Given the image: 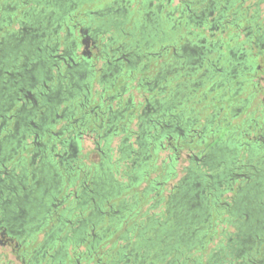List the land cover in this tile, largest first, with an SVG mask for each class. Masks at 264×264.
<instances>
[{
    "label": "flooded vegetation",
    "instance_id": "flooded-vegetation-1",
    "mask_svg": "<svg viewBox=\"0 0 264 264\" xmlns=\"http://www.w3.org/2000/svg\"><path fill=\"white\" fill-rule=\"evenodd\" d=\"M93 1L0 0V248L14 256L0 264H264V106L219 129L264 95V25L239 30L258 35L249 60L220 35L239 0ZM163 149L170 167L141 199L165 210L123 212L115 173L147 179ZM219 224L233 229L216 241Z\"/></svg>",
    "mask_w": 264,
    "mask_h": 264
},
{
    "label": "rangeland",
    "instance_id": "rangeland-1",
    "mask_svg": "<svg viewBox=\"0 0 264 264\" xmlns=\"http://www.w3.org/2000/svg\"><path fill=\"white\" fill-rule=\"evenodd\" d=\"M249 0H247L246 1V3H249L248 2ZM255 15L257 14V13H254ZM258 15V17H257V21H259V18L261 17H259V14H257ZM263 16H264V11H263ZM261 19V18H260ZM245 24V23H244ZM244 26V25H243ZM242 26V27H243ZM243 36V35H242ZM137 82H134L133 81V83H131L132 84V86H134L135 84H136ZM259 105H262V106H264V95L261 93V94H258L254 99H253V101L252 102H250V103H248V104H246L244 107H243V109H242V112H241V114H242V116H240L238 119H240V121L236 118L235 120H233V122H232V124H234V123H237V121L238 122H241V118L242 117H244L245 118V120H244V122H246V121H249V119H250V117L253 119V118H256L257 120H258V118H260L259 116H258V112H257V107L259 106ZM224 106V105H223ZM214 109V108H213ZM227 111V110H226ZM253 111H255V114H252V112ZM259 114H261L260 113V110H259ZM227 118H228V115H227ZM243 119V118H242ZM262 119H263V115L261 114V119L260 120H258V122L259 121H262ZM244 122H242V123H244ZM135 124H133V129H135ZM248 133L249 132V134L251 135V136H253V135H255L257 132L256 131H252L251 129L250 130H248V131H245L244 133ZM118 137L115 139V141H114V148H117V150H118V153L120 154L121 152L119 151V148H118V146H117V142H118ZM132 139H134V137L132 138ZM90 142V141H89ZM88 141H87V143H89ZM172 151V150H171ZM118 153H115V155H118ZM169 153H170V150H167V149H163V150H159L158 151V156H156V160L154 161V163H153V166H152V169L150 170V172H149V174H148V178H147V180H146V184H148L150 181H152V180H154V179H158L159 181H162L163 179H161V177L163 176V168H164V164H165V159L167 158L166 156H168L169 155ZM184 153H186V150L184 149L183 150V152L181 151V154H180V161L177 163V165H176V168H177V175L175 176V177H173L171 180H169L170 182H174V181H176V179H178V178H180L185 172H184V168L186 167V165H189V160H187V158L185 157L186 155H184ZM182 155V156H181ZM119 156V155H118ZM95 158H97V154H93V153H91V154H89V157L87 158L86 157V159H84L85 160V162H86V164H87V166H90V167H95V162H94V160L93 159H95ZM94 162V163H93ZM123 168V167H122ZM118 175H120V177H125V174H123V172L121 171V173L120 174H118ZM168 181V182H169ZM169 182V183H170ZM74 185L75 186H78L79 185V179H77V180H75V182H74ZM165 190H166V187H163V193H165ZM154 196V194H151V195H148V199H145L144 201H143V203L141 204V209H140V213L142 212V211H145V210H149L151 213H152V211H155V212H163L164 210H165V204L164 203H162L161 204V206H159V207H155V208H150L149 206H150V204H151V197H153ZM152 200H154V199H152ZM138 216V214H135V217L134 218H136ZM141 218H143V217H141ZM218 226V232H219V236L218 237H216V241H218V239L221 237V228L223 227V228H227V229H229V230H232L233 229V227H230L229 225H227V226H225V225H222L221 226V224H219V225H217ZM124 228H125V226H121L119 229H117V230H119V233L120 234H118V235H115L113 238H111V239H109L106 243H105V246H104V249H101V251H105V254H102L103 252H101V257L103 258V259H105L107 256H109L108 254H107V251H109V252H111V250H116L117 249V245L118 244H123V243H125L126 242V240H124L123 238H118L122 233H123V230H124ZM216 241H214L211 245H214L215 244V242ZM104 245V244H103ZM113 245H114V247H113ZM71 248L72 247H70V250H71ZM1 249V251H2V253L4 254V258L2 259V262H8L9 260H11V259H14V256H13V254H12V251H11V249L9 248V247H3V248H0ZM81 249L82 250H85L86 249V246L85 245H82L81 246ZM5 254H7L8 255V257H6L5 256ZM74 255V253H72L71 251L69 252V256L70 257H72ZM81 262H83V261H81ZM95 263V259L94 258H92L91 260H86V261H84L83 262V264H94ZM18 264H19V262H18ZM69 264H71V263H69Z\"/></svg>",
    "mask_w": 264,
    "mask_h": 264
},
{
    "label": "crops",
    "instance_id": "crops-1",
    "mask_svg": "<svg viewBox=\"0 0 264 264\" xmlns=\"http://www.w3.org/2000/svg\"><path fill=\"white\" fill-rule=\"evenodd\" d=\"M95 2H96V0H94L93 3H91V4H93L94 7H96L95 6V4H96ZM248 2L249 3H247V5H250V9H248V12L247 13H249L251 15L253 13L259 14V17L261 16L260 17L261 19L259 18V23L261 25H264V16H263L264 0H249ZM158 43H157L156 46H158V48H159L160 47V44H158ZM261 50L264 51V48H261ZM260 84H262V88H264V81L260 82ZM203 91H206V90L205 89H200L197 92L196 99L201 98V94H202ZM216 91L217 90H215L213 92L212 91L211 92H208V93H211V94H209V97H207L206 100H203L202 104H197V103L194 104L193 103L191 105L195 106L196 108H199V107L203 106L204 104L210 103L211 102L210 100H211L212 96L215 94ZM247 95H248V91L245 89L243 92H240L239 97L243 99V98L247 97ZM213 106H214V103H213V105L212 104L210 105V108L209 109H212ZM218 118H220V117L218 116ZM115 153H118L117 148H114L111 151V157H112L113 160H117V158H119L120 155H121V154L118 153V155H119L118 156V155H115ZM93 154H97V158H95L93 160L95 162V166L98 167V163L97 162H99L100 159H102V154L98 150H95V152H93ZM166 162L167 163H166V165H164V168H163V172L164 173H165V170H167L170 167L169 160L168 159L166 160ZM115 176H116V178L121 183H123L122 184L123 185L122 193L120 195L116 196L115 199H114V200H116V204L115 205L119 204L120 200L124 199L126 201L127 208H129V209H122V208L121 209L124 210L123 212H127L128 214L131 213L132 211H136V212L137 211L138 212L140 211V209L142 207L141 206V203H142V200H143V198L141 199L142 194H143V189L146 188L148 186V184H150L151 182H152V185H157V183L160 182L156 178V179L152 180L151 182H149L148 184H146V180H147L146 178L145 179H142V180L141 179H138L135 182V181H133L132 178L128 177L127 175H125V177H120V175H118V173H115ZM161 179H163V176L161 177ZM151 194H154V196L151 197V198H155V192L153 190H149L147 192V197H148V195H151ZM134 195H135V197H134ZM136 202H138V205L135 204ZM133 205H135V206L131 208V206H133ZM106 209H108V207H106ZM145 211H148V210H145ZM149 213H151V212H149ZM119 214L120 213H117V215H119ZM144 216L145 215H142L141 217H144ZM121 226H126V224H121L118 227V229ZM118 234H120L119 233V230L117 231L116 235H118Z\"/></svg>",
    "mask_w": 264,
    "mask_h": 264
},
{
    "label": "water",
    "instance_id": "water-1",
    "mask_svg": "<svg viewBox=\"0 0 264 264\" xmlns=\"http://www.w3.org/2000/svg\"><path fill=\"white\" fill-rule=\"evenodd\" d=\"M239 1L242 4L241 8H238L239 11L237 10L236 13L229 15L228 17L222 16V19H220V23L222 25V27L220 28V35H221V37H223L226 33H229L228 37L226 38V39H228L227 43L232 42V41H236L237 43L239 42L240 44H242L244 48H247L246 57H247V59L250 60V58L253 56V54H251V51L253 50V48H250L249 46L252 47V45L254 44V41H256L258 35L255 32L254 35H252V37H250V39H248V38H245V35L241 34L239 30L242 28L244 23H247V24L249 23L250 26H252L251 24H255V23L259 24V22L257 21L258 15L257 14L251 15V14L247 13L246 7L249 6V8H250V5H247V3H246L247 0H239ZM206 3L207 2H204V4H206ZM197 5L201 6L202 4H197ZM231 17L233 18V20L227 22L226 18H231ZM215 18H216V16H215ZM236 31L238 32V34H236ZM200 33H203V32H200ZM223 39H224V37L222 38V40ZM224 41H225V39H224ZM216 100H217V98H216ZM119 103L120 102L109 105L111 107L108 106V108H106V111H105L106 114L108 116H110L111 113L116 112V110H118V108H119ZM113 105H115V106H113ZM213 108L215 109V107H213ZM227 108L229 109L230 106H228ZM210 111L213 112L212 109H209V111L208 110L205 111L204 116H203V118L205 120H207V118L209 116H211ZM206 112H208V113H206ZM233 119H236V116H233ZM244 120H245V118L243 117L241 122H244ZM232 122H233V120H231L230 122H228L226 124H223L222 126L220 125V127H219L220 131L226 130L230 126H232V128H234V127L240 125V124H238V125L233 126ZM225 132H227V131H225ZM80 176H81V173L79 174V177Z\"/></svg>",
    "mask_w": 264,
    "mask_h": 264
}]
</instances>
